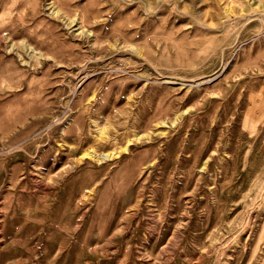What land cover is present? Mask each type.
<instances>
[{
	"label": "rangeland",
	"instance_id": "rangeland-1",
	"mask_svg": "<svg viewBox=\"0 0 264 264\" xmlns=\"http://www.w3.org/2000/svg\"><path fill=\"white\" fill-rule=\"evenodd\" d=\"M0 264H264V0H0Z\"/></svg>",
	"mask_w": 264,
	"mask_h": 264
},
{
	"label": "bare ground",
	"instance_id": "bare-ground-1",
	"mask_svg": "<svg viewBox=\"0 0 264 264\" xmlns=\"http://www.w3.org/2000/svg\"><path fill=\"white\" fill-rule=\"evenodd\" d=\"M132 138V137H131ZM126 145V144H125ZM104 154V153H103ZM111 154V153H110Z\"/></svg>",
	"mask_w": 264,
	"mask_h": 264
}]
</instances>
